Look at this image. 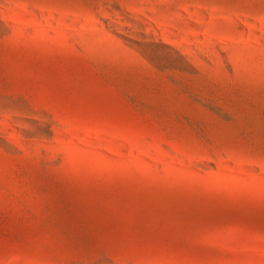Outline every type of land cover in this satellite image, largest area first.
Instances as JSON below:
<instances>
[{
    "label": "rangeland",
    "instance_id": "1",
    "mask_svg": "<svg viewBox=\"0 0 264 264\" xmlns=\"http://www.w3.org/2000/svg\"><path fill=\"white\" fill-rule=\"evenodd\" d=\"M0 264H264V0H0Z\"/></svg>",
    "mask_w": 264,
    "mask_h": 264
}]
</instances>
